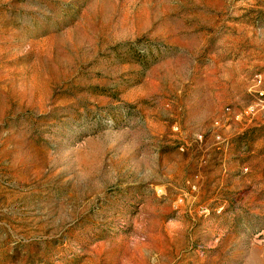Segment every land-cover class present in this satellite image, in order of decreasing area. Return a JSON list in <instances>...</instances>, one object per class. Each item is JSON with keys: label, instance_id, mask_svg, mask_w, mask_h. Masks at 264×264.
I'll return each mask as SVG.
<instances>
[{"label": "rangeland", "instance_id": "374dc122", "mask_svg": "<svg viewBox=\"0 0 264 264\" xmlns=\"http://www.w3.org/2000/svg\"><path fill=\"white\" fill-rule=\"evenodd\" d=\"M0 264H264V0H0Z\"/></svg>", "mask_w": 264, "mask_h": 264}]
</instances>
